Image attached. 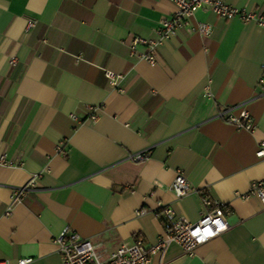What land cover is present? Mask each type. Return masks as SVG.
<instances>
[{"label":"crops","instance_id":"1","mask_svg":"<svg viewBox=\"0 0 264 264\" xmlns=\"http://www.w3.org/2000/svg\"><path fill=\"white\" fill-rule=\"evenodd\" d=\"M223 1L264 17V0ZM175 12L171 0H0V152L11 163L0 166V261L62 264L66 228L111 249L153 246L167 230L161 208L196 222L210 197L229 206V230L192 256L172 243L163 264H264V205L250 194L264 182V26L200 9L190 25L210 24V37L183 28L157 65L132 58V38ZM105 71L123 77L117 87ZM228 109L255 129L237 130ZM144 151L148 161L129 159ZM178 171L196 190L179 205Z\"/></svg>","mask_w":264,"mask_h":264},{"label":"built area","instance_id":"2","mask_svg":"<svg viewBox=\"0 0 264 264\" xmlns=\"http://www.w3.org/2000/svg\"><path fill=\"white\" fill-rule=\"evenodd\" d=\"M171 1L176 5V12L171 18L162 21L153 30L151 37H133L130 43L127 44L132 58L145 61L151 66L157 65V54L160 48L183 28L189 27L193 33H198L204 39L210 37L212 33V26L210 24L198 22L196 27H191L190 25V19L195 18V14L200 9H206L226 21L240 18L247 23L256 22L258 25L264 26V17L258 18L255 14L238 10L223 0ZM36 24L37 21L29 20L27 30L34 28ZM15 62L16 59L13 58L11 63L14 64ZM105 76L110 86L114 87H117L123 79L121 75L111 71H105ZM260 83L264 85V77ZM90 110L92 112V120H96L97 109L91 107ZM231 112L232 109H228L220 113V116L226 119L228 123L234 125L239 131L247 130L252 132L255 129L252 122L253 119L248 112L243 111L238 117L234 116ZM72 118L77 120V117L74 115ZM63 146L61 145V150ZM150 155L149 151H144L139 154L129 155V159L142 163L148 161ZM257 157L264 158V142L260 145ZM10 164L6 161L5 155L0 152V166ZM33 184L34 180L29 183V187H34ZM170 188L174 195V202L177 205L180 204L184 197L196 192L182 171L177 172ZM25 190L26 188L15 191L13 193V200L21 201L25 195ZM205 192H209V188H206ZM250 194L257 196L264 205V182L253 183ZM201 206L200 218L196 222L188 220L185 215H177L172 207L161 208L163 216L168 220V227L165 235L160 237L158 242L153 246H147L142 238L137 237L132 242H125L118 248L111 249L103 242H93L90 238H81L80 235L66 228L56 239L62 264H151L154 257H159V264H163L164 255L172 243L180 245L186 255L192 256L199 246L209 243L230 228L227 220V214L230 211L229 206L210 197H205ZM9 212H7V215L10 214ZM144 213L145 211L141 210L136 214L141 215ZM215 221H220L224 225L223 230L217 231ZM207 227H211L212 231L216 234L203 238L202 241L199 237L192 235L197 229L203 232ZM31 262L32 259H21L18 261V264H29ZM0 264H10V262L0 261Z\"/></svg>","mask_w":264,"mask_h":264},{"label":"clouds","instance_id":"3","mask_svg":"<svg viewBox=\"0 0 264 264\" xmlns=\"http://www.w3.org/2000/svg\"><path fill=\"white\" fill-rule=\"evenodd\" d=\"M216 225H217V231L223 230L224 225L220 223V221H215ZM216 233H214L211 229V227H207L203 230V232H201L200 229H197L195 232L192 233L193 236L195 237H199L200 240L202 241L203 238L206 237H210L215 235Z\"/></svg>","mask_w":264,"mask_h":264},{"label":"trees","instance_id":"4","mask_svg":"<svg viewBox=\"0 0 264 264\" xmlns=\"http://www.w3.org/2000/svg\"><path fill=\"white\" fill-rule=\"evenodd\" d=\"M157 216L158 217H161V216H163V214H162V211L161 210H159L158 212H157ZM164 217V216H163ZM167 227H168V225H167Z\"/></svg>","mask_w":264,"mask_h":264}]
</instances>
